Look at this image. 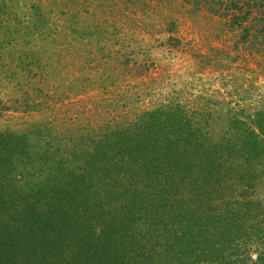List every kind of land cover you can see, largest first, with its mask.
<instances>
[{"label":"trees","instance_id":"trees-1","mask_svg":"<svg viewBox=\"0 0 264 264\" xmlns=\"http://www.w3.org/2000/svg\"><path fill=\"white\" fill-rule=\"evenodd\" d=\"M225 1L264 22V0ZM238 113L201 130L169 102L43 150L0 130V264H264V108Z\"/></svg>","mask_w":264,"mask_h":264},{"label":"rangeland","instance_id":"rangeland-1","mask_svg":"<svg viewBox=\"0 0 264 264\" xmlns=\"http://www.w3.org/2000/svg\"><path fill=\"white\" fill-rule=\"evenodd\" d=\"M225 2L0 0V130L43 150L67 129L169 102L201 130L262 110L264 22L252 11L233 23ZM254 192L264 198V173Z\"/></svg>","mask_w":264,"mask_h":264}]
</instances>
